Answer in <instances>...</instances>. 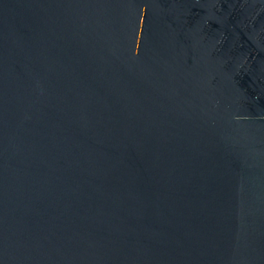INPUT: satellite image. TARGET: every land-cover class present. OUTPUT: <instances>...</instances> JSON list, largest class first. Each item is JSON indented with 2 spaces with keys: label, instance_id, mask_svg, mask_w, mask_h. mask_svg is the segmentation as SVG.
I'll list each match as a JSON object with an SVG mask.
<instances>
[{
  "label": "water",
  "instance_id": "obj_1",
  "mask_svg": "<svg viewBox=\"0 0 264 264\" xmlns=\"http://www.w3.org/2000/svg\"><path fill=\"white\" fill-rule=\"evenodd\" d=\"M0 264H264V0H0Z\"/></svg>",
  "mask_w": 264,
  "mask_h": 264
}]
</instances>
